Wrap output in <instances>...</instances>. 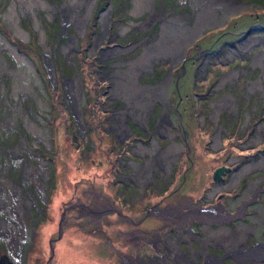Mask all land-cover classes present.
<instances>
[{
  "label": "rangeland",
  "instance_id": "374dc122",
  "mask_svg": "<svg viewBox=\"0 0 264 264\" xmlns=\"http://www.w3.org/2000/svg\"><path fill=\"white\" fill-rule=\"evenodd\" d=\"M42 1L0 0V230L6 221L14 231L0 233V264H264V163L247 167L264 156V0L219 9L176 62L161 53L141 70L139 85L167 81V101L154 100L142 123L126 114L125 134L113 126L128 101L110 92L112 73L156 44L163 19L148 21L154 10L193 26L203 6L95 0L81 31L62 12L70 0ZM77 10L87 16L89 7ZM75 76L80 114L67 85ZM164 115L174 137L160 132ZM173 140L182 148L168 168L139 151ZM149 162L138 180L137 165ZM218 207L222 216L207 224ZM221 226L243 231L237 252L210 242Z\"/></svg>",
  "mask_w": 264,
  "mask_h": 264
},
{
  "label": "bare ground",
  "instance_id": "6f19581e",
  "mask_svg": "<svg viewBox=\"0 0 264 264\" xmlns=\"http://www.w3.org/2000/svg\"><path fill=\"white\" fill-rule=\"evenodd\" d=\"M38 1L39 3L42 4L44 3L42 0H38ZM133 1L135 5L134 10L144 8V6L147 4V3L145 4L146 0H133ZM147 1L149 2L150 0ZM94 2L95 0H70L68 3H65L63 5L62 12L66 20H73L77 28L83 31L88 21L91 12L90 10L92 9ZM192 2H195L196 4H201L203 6V7L201 6L202 10L198 12L197 19L193 26L189 25L187 23V20H184L182 16L165 17L163 12L158 13L157 11L154 10L149 16L148 21H155L158 18L163 19V23L161 25L160 37L156 42V44L151 46H145L142 54L138 57V59H136L131 64H129L130 66L128 68L118 69L112 73L111 80L115 83V86L110 87L109 89L110 92L117 95L120 94L124 96L128 101V107L118 112H115L113 119V126L120 128L123 134L127 132V126L124 120L126 114L132 116L134 119L142 123L147 120L154 100H161L164 102L167 101L166 98L167 81H162L157 86L146 87L143 85H139L135 79V76L141 70L149 69L151 67V61L156 57H160L161 53H164L163 56L169 57L172 62H176V60L184 52V49L188 44V42L194 37V33L196 32L199 33L201 28L204 27L206 24H209L211 19H212L211 21H213L215 16L218 14L219 9L222 11L229 12L235 9L237 6H239L237 0H192ZM207 2L210 3L212 2V4H214L215 6H220V7L211 8L209 7ZM82 4L88 5L89 7V12L87 16H81L77 10L78 7ZM13 14L14 11H12L11 14L9 15H13ZM109 14H110V9H105L100 15V20L102 23L99 25V27H101L105 32H107L109 28V23H110ZM19 33H21V31H19ZM171 36L173 38H171ZM100 38L101 35L96 37L95 42H98ZM250 41L251 43L257 42L255 39H251ZM162 42L172 43V45L170 47L167 45V49H165L164 47H160V44ZM74 46H75V40L71 39L69 43L65 46V49L70 50L74 48ZM9 49L17 56L19 60L25 59V57H23V54L17 52L15 46L9 45ZM162 50L163 52H161ZM80 82L81 81L78 78V76H75L74 78H72L67 82L70 91L69 92L70 101L76 114H80V110L78 108V101L79 98L81 97ZM73 91H75L76 95L73 94ZM227 102L230 105L231 103L230 97H226L225 99H223L221 104L223 105ZM169 128H170L169 118L167 117V115H164L160 118V123H159L160 132L168 137L169 136L174 137V134L171 132ZM263 135L264 133H260V132L258 133L259 137ZM216 142H218L217 138L215 139V143ZM181 148H182V144L176 143L174 142V140L168 146V148L164 150H162V148L156 146L155 144L153 150L150 149L148 146H143V144H139V151L143 155L156 156L158 162L160 163V166L164 168L169 167V162L171 161V159H173L176 156V154L181 150ZM263 163H264V156L258 164L251 163L247 167L250 168L259 167ZM137 167H138L137 170L138 172L136 178L142 181L146 178L147 175L145 169L148 170V168H151L152 164L149 162L148 165L146 166L147 168H143L140 165H137ZM40 189L42 188L40 187ZM255 189L256 188L254 184H252L250 190L256 191ZM0 192L3 195H6L5 189H3V187L1 186H0ZM7 209L8 211L10 209L11 213L17 214V207L10 202L7 203ZM221 216H222V211L221 208L218 207L217 210L209 212L205 214L203 217L206 218L208 224V222L211 221L212 219H216L217 217H221ZM17 218L19 222H21V219L18 216ZM3 223L4 226L0 230V233L6 234V236L8 235L7 237L14 235V231L8 227L6 221H4ZM180 233H182L181 230ZM212 234H214V236L213 238L210 239L211 243L213 244L215 243L217 245L223 244L225 247L229 249H235L236 252L238 251V249L236 248L238 246V242L244 240V237L242 236L243 234L242 230L237 231V233L233 235L230 229L229 228L227 229V227L225 226H221L220 229H218V231L213 232ZM188 236L193 238L194 235L191 232H189ZM167 238L170 239L169 237ZM172 248H173V253H176L177 254L176 256H178L180 253V249L177 247V245L174 244ZM82 257L83 256H74L73 254V256L69 255L66 258L69 260L74 259L73 261L77 263V261L75 260L82 259ZM162 263L166 264L165 262Z\"/></svg>",
  "mask_w": 264,
  "mask_h": 264
},
{
  "label": "water",
  "instance_id": "95a60500",
  "mask_svg": "<svg viewBox=\"0 0 264 264\" xmlns=\"http://www.w3.org/2000/svg\"><path fill=\"white\" fill-rule=\"evenodd\" d=\"M227 169V168H218L215 172H214V175H213V179L218 181L220 180L222 177H221V174L223 173V171Z\"/></svg>",
  "mask_w": 264,
  "mask_h": 264
},
{
  "label": "trees",
  "instance_id": "16d2710c",
  "mask_svg": "<svg viewBox=\"0 0 264 264\" xmlns=\"http://www.w3.org/2000/svg\"><path fill=\"white\" fill-rule=\"evenodd\" d=\"M14 40H15V39H14ZM28 43H29V42L26 43V46H27V47H28Z\"/></svg>",
  "mask_w": 264,
  "mask_h": 264
}]
</instances>
